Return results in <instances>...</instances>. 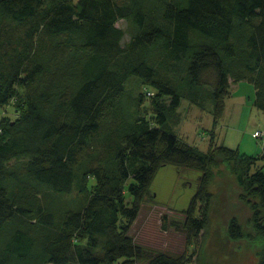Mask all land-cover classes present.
I'll return each instance as SVG.
<instances>
[{
	"label": "trees",
	"instance_id": "trees-1",
	"mask_svg": "<svg viewBox=\"0 0 264 264\" xmlns=\"http://www.w3.org/2000/svg\"><path fill=\"white\" fill-rule=\"evenodd\" d=\"M10 27L23 31L15 55ZM183 72L178 82L192 93L211 86L216 121L232 78L255 86L264 111V0H0V106L15 110L0 120V264H188L186 254L149 251L131 234L166 165L202 173L183 211L187 243L209 225L214 167H230L264 211L257 158L213 139L203 153L167 128L182 99L167 73ZM132 79L169 104L130 113ZM74 191L84 200L66 207L61 199ZM228 235L243 236L236 218Z\"/></svg>",
	"mask_w": 264,
	"mask_h": 264
},
{
	"label": "rangeland",
	"instance_id": "rangeland-1",
	"mask_svg": "<svg viewBox=\"0 0 264 264\" xmlns=\"http://www.w3.org/2000/svg\"><path fill=\"white\" fill-rule=\"evenodd\" d=\"M117 26L125 30L124 42H128L131 31L127 22L120 20ZM8 32L11 35H6L5 38L12 45L8 52L15 55V49L20 50L18 40L23 31L10 27ZM158 55L157 52L153 55L155 61H158ZM7 71L9 69H5L3 73L7 74ZM167 74L175 80L182 94L180 107L168 120V129L184 143L196 146L203 153L208 152L213 139L218 145L238 150L241 155L257 158L258 165L264 166V137L254 136L255 132L264 131V111L255 103L256 89L252 83H238L233 78L230 79L232 95L226 99L223 116L216 121L214 101L210 98L211 86L193 94L185 82H178L187 75L185 72L183 75ZM45 80L50 83L49 77ZM127 90L126 105L128 111L135 115L144 116L148 112H155V101L169 104L168 98H157L154 89H145L139 80L132 79ZM14 111L12 105L0 106V120L3 117L14 119ZM13 165L20 166L19 162ZM210 174L212 204L209 225L199 237L187 243L181 228L183 211L188 208L195 195L202 173L173 165L162 167L156 175L132 228V236L137 244L149 251L186 254L188 264H259L264 242L256 227L257 218L260 223H264L260 199L238 185L230 167H214ZM127 195L131 203L132 197L128 192ZM84 197V194L74 191L61 200L64 202L62 204L68 203L66 207H78ZM59 201H51V205L59 207ZM232 218H236L241 226L243 236L240 240L233 241L228 235V224Z\"/></svg>",
	"mask_w": 264,
	"mask_h": 264
},
{
	"label": "built area",
	"instance_id": "built-area-1",
	"mask_svg": "<svg viewBox=\"0 0 264 264\" xmlns=\"http://www.w3.org/2000/svg\"><path fill=\"white\" fill-rule=\"evenodd\" d=\"M254 136H255V137H264V131H261V132H255V133H254Z\"/></svg>",
	"mask_w": 264,
	"mask_h": 264
}]
</instances>
